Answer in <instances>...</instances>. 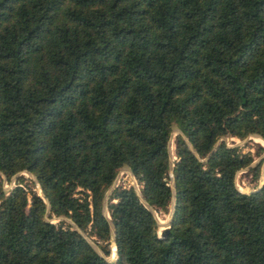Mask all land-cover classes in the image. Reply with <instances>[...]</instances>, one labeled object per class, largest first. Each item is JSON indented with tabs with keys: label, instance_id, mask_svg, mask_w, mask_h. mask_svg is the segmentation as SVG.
Returning a JSON list of instances; mask_svg holds the SVG:
<instances>
[{
	"label": "trees",
	"instance_id": "obj_1",
	"mask_svg": "<svg viewBox=\"0 0 264 264\" xmlns=\"http://www.w3.org/2000/svg\"><path fill=\"white\" fill-rule=\"evenodd\" d=\"M175 123L168 230L134 185L105 212L124 165L169 209ZM254 133L264 0H0V264H264V183L237 186L254 156L222 139ZM24 170L43 193L4 188Z\"/></svg>",
	"mask_w": 264,
	"mask_h": 264
},
{
	"label": "rangeland",
	"instance_id": "obj_2",
	"mask_svg": "<svg viewBox=\"0 0 264 264\" xmlns=\"http://www.w3.org/2000/svg\"><path fill=\"white\" fill-rule=\"evenodd\" d=\"M178 128L179 127L176 123L173 124V131H172L173 143H172V151H171L173 159L176 157V151H175L176 144L174 145V140H176V135H177L176 130ZM224 138L226 139V141L230 145L238 144L244 150H250L254 156V161L260 159L259 162L257 163V165L261 166V173H260L259 177H256V175H254V173L249 170L250 167L242 168V169L238 170L237 174H236V183L240 189H246V188L253 189V188H255L259 184V182L262 179H264V142L260 138L254 137L253 135H249L248 137H246L244 139L239 138L237 136H233V135H229V136H226ZM21 173H24L27 177H31L35 182H37V178L34 174L24 170V171H19L16 174H14L11 177V179H9L5 174H2L3 175L4 188L6 190L11 188L16 183V180L20 176ZM26 181H29V183L32 184V181H30V180H26ZM113 183L116 186L121 185L123 187H130L131 185H134L135 188L140 191L141 185L138 182L134 173L130 170L128 165H124L120 169V171H119V173L115 179V182H113ZM36 186H37V189L40 191L38 182H37ZM156 210H157V214H158L157 216L159 217L161 224H164L170 216L171 204L169 205L168 210H163V209H156ZM53 220H57V218L54 217ZM162 229H163V225H159V233L162 231ZM113 245L114 244L111 243L110 254L107 256L108 259L109 258L112 259L113 257L115 258L117 255L116 249H115V251L113 249ZM101 251L104 254H106L102 249H101Z\"/></svg>",
	"mask_w": 264,
	"mask_h": 264
},
{
	"label": "water",
	"instance_id": "obj_3",
	"mask_svg": "<svg viewBox=\"0 0 264 264\" xmlns=\"http://www.w3.org/2000/svg\"><path fill=\"white\" fill-rule=\"evenodd\" d=\"M177 131V134L178 133H183V131L181 130V129H177L176 130ZM251 135H253L254 137H260V138H262L263 140H264V137L262 136V135H260V134H257V133H254V134H251ZM172 137V136H171ZM224 137H222V139H223ZM170 141H171V139H170ZM170 141H169V150H170V152H171V146H170ZM189 145L191 146V148L193 149V150H195L194 149V147H193V144L189 141ZM218 145H219V141L216 143V145H215V147L211 150V152L209 153V155L208 156H210V154L218 147ZM259 160L260 159H258V160H255V161H253L251 164H250V166H252V165H256L258 162H259ZM170 175H171V186H172V191H173V196H172V202H171V212H170V216H169V218H168V220L164 223V224H161V222H160V220H159V218H158V214H157V210L154 208V206L153 205H151L146 199H145V197L143 196V194L141 193V191H139V190H137V192L139 193V195L141 196V198H142V200L144 201V203L147 205V207L157 216V218H158V223H159V225H163V229H165V230H168V228L170 227V224H171V221H172V218H173V214H174V211H175V207H176V182H175V175H174V161H173V158H172V156H171V159H170ZM249 166V167H250ZM130 168V167H129ZM130 170H131V168H130ZM132 171V170H131ZM115 182V181H114ZM263 183H264V179H262L260 182H259V184L255 187V188H253V189H249V188H246V189H241L242 191H247V192H251V191H253V190H256V189H258V188H260L262 185H263ZM115 184L113 183L112 184V186L108 189V191L106 192V194H105V198H104V211L105 212H107V205H108V199H109V197H110V194H111V192L113 191V189L115 188ZM39 189H40V191H41V193H43V190H42V187L39 185ZM47 202H48V205L50 206V204H49V201L47 200ZM60 218H65V219H67L68 221H70L72 224H74L75 225V227L76 228H78L86 237H87V239H88V241L93 245V247L100 253V254H102V255H105L102 251H101V249H100V247H99V245L93 240V238L92 237H90L87 233H85L71 218H69V217H67V216H60ZM110 225H111V231H112V239H111V241H112V244H114V246H115V249L117 248L116 247V236H115V234H116V228H115V225H114V223L112 222V220H110Z\"/></svg>",
	"mask_w": 264,
	"mask_h": 264
},
{
	"label": "bare ground",
	"instance_id": "obj_4",
	"mask_svg": "<svg viewBox=\"0 0 264 264\" xmlns=\"http://www.w3.org/2000/svg\"><path fill=\"white\" fill-rule=\"evenodd\" d=\"M257 138H260V137H257ZM256 138V139H257ZM263 142H264V140L262 139V138H260ZM172 143H173V137L171 138V141H170V146H171V151H172ZM159 218V217H158ZM160 220V219H159ZM113 249H114V251H115V246L113 245ZM109 259H111V258H109ZM112 259H114V257L112 258ZM111 259V260H112Z\"/></svg>",
	"mask_w": 264,
	"mask_h": 264
}]
</instances>
